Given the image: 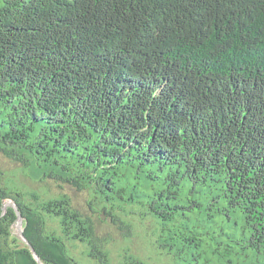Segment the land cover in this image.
Masks as SVG:
<instances>
[{
    "label": "trees",
    "instance_id": "obj_1",
    "mask_svg": "<svg viewBox=\"0 0 264 264\" xmlns=\"http://www.w3.org/2000/svg\"><path fill=\"white\" fill-rule=\"evenodd\" d=\"M0 154V264L5 201L42 264H194L202 207L264 263V0H0Z\"/></svg>",
    "mask_w": 264,
    "mask_h": 264
},
{
    "label": "rangeland",
    "instance_id": "obj_2",
    "mask_svg": "<svg viewBox=\"0 0 264 264\" xmlns=\"http://www.w3.org/2000/svg\"><path fill=\"white\" fill-rule=\"evenodd\" d=\"M0 169L7 173V175L11 177L15 176L19 178L22 183H27L28 186H30L29 181L18 175L15 166L1 154ZM50 189L52 191H57L53 185H50ZM63 192L72 199V203L75 207L78 209H84L86 200V195L84 193L77 192L68 186L63 188ZM9 202L10 201H5V203ZM202 208L201 210L195 208V210L200 213L197 216V219L201 221V230L205 231L206 234L197 241H193V253L198 255L196 262H193L194 264H250L252 262L255 264H264L261 260L257 262V258L260 256L255 258L251 255V252H249L248 249H242V246L244 245L241 236L243 223L239 217H233L232 221H228L216 213L214 221H203L204 216L211 211H208L207 209L202 211ZM99 232L117 236V231L111 225H100ZM12 234L17 238H20L16 226H14ZM229 248L233 250H230ZM227 250L231 251V253H228ZM83 251L84 247L78 244L73 251L74 256L79 259ZM244 253L249 254L248 259H245Z\"/></svg>",
    "mask_w": 264,
    "mask_h": 264
},
{
    "label": "water",
    "instance_id": "obj_3",
    "mask_svg": "<svg viewBox=\"0 0 264 264\" xmlns=\"http://www.w3.org/2000/svg\"><path fill=\"white\" fill-rule=\"evenodd\" d=\"M10 207V208H13V210L15 211V214H16V223H15V226H16V230L20 236V239L28 246L30 252L32 253L33 257L35 258L36 262L38 264H42L38 255L36 254V252L34 251L33 247L28 243V241L25 239L23 233H22V223H23V218L21 216V213L19 212L18 210V207L16 206V204L12 201H10L9 203H4L3 204V213L6 211V209Z\"/></svg>",
    "mask_w": 264,
    "mask_h": 264
}]
</instances>
